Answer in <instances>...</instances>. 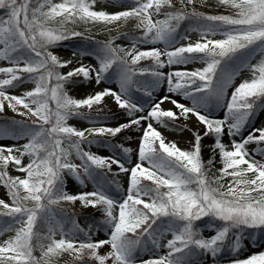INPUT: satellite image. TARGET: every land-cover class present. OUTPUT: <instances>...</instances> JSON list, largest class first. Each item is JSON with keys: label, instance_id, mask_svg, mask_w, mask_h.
<instances>
[{"label": "snow or ice", "instance_id": "snow-or-ice-1", "mask_svg": "<svg viewBox=\"0 0 264 264\" xmlns=\"http://www.w3.org/2000/svg\"><path fill=\"white\" fill-rule=\"evenodd\" d=\"M258 113L264 0H0V264H264Z\"/></svg>", "mask_w": 264, "mask_h": 264}, {"label": "rangeland", "instance_id": "rangeland-1", "mask_svg": "<svg viewBox=\"0 0 264 264\" xmlns=\"http://www.w3.org/2000/svg\"><path fill=\"white\" fill-rule=\"evenodd\" d=\"M210 2H214V0H210ZM95 34V33H94ZM106 38V34L104 33H100L97 35V39H105ZM118 42V41H117ZM57 51L60 55L64 56V57H70L72 55V50L67 46V45H62L59 46L57 48ZM95 84H84L82 86H79L78 88L73 90V94L77 95V96H83L84 94L91 92L93 90V88H95ZM164 107H170V105L168 104L167 101L164 102ZM107 107L109 109H111V111H114L115 109H117V107L114 105V103L109 100ZM9 115H11V113H9ZM124 117H121L120 119H123ZM73 123H76L78 126H87V123L85 121L82 120H74L72 121ZM254 122L257 124V126L261 123H264V113H258L257 117L254 119ZM193 123H195V118H193ZM163 130V129H162ZM130 135L133 136V140L132 141H128L127 143L135 148V139L136 136L138 135V133L135 132V130L132 133H129ZM165 135H167L170 139H177L178 142L183 146L186 140H189L192 138L191 136V132L185 130L183 133H179L176 131H166ZM205 141L208 143H211V138H205ZM119 142H124V139H119ZM93 150H96L95 148ZM103 154H108L107 150L104 148H100L99 149ZM70 183H74V182H70ZM4 194V188L2 186H0V196H3ZM94 210V211H93ZM81 211V213L84 214H88V213H96V215H99L98 212L94 209V208H86L83 210H78ZM93 211V212H92ZM81 222V219H80ZM100 236H103V233H100ZM245 252H247V249H245Z\"/></svg>", "mask_w": 264, "mask_h": 264}, {"label": "trees", "instance_id": "trees-1", "mask_svg": "<svg viewBox=\"0 0 264 264\" xmlns=\"http://www.w3.org/2000/svg\"><path fill=\"white\" fill-rule=\"evenodd\" d=\"M123 42L127 43V41H123ZM64 45H67L72 51H74L76 49V47H78V44L76 42H66V43H64ZM112 112L115 113L118 118L119 117H124V114L119 109H117L115 111H112ZM120 139H124V137L121 136ZM117 142H119V140ZM204 144L207 146L210 143L204 141ZM207 154H208V151H207V147H206L205 148V155H207ZM98 216L99 215H96V213H94V214L93 213H88V214L81 213V215H80L81 224L82 225H86V223H91V220L93 218H97Z\"/></svg>", "mask_w": 264, "mask_h": 264}, {"label": "bare ground", "instance_id": "bare-ground-1", "mask_svg": "<svg viewBox=\"0 0 264 264\" xmlns=\"http://www.w3.org/2000/svg\"><path fill=\"white\" fill-rule=\"evenodd\" d=\"M120 42H123V41H118V43H120ZM117 109H118V108H117ZM117 109H115V110H117ZM115 110H114V111H115ZM119 118H121V117H119ZM204 141H205V140H204ZM205 142H206V141H205Z\"/></svg>", "mask_w": 264, "mask_h": 264}]
</instances>
